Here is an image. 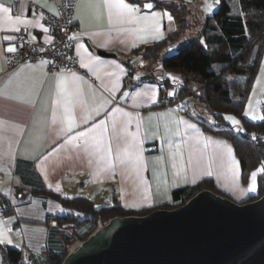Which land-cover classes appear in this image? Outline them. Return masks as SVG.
I'll use <instances>...</instances> for the list:
<instances>
[{"label":"crops","instance_id":"crops-1","mask_svg":"<svg viewBox=\"0 0 264 264\" xmlns=\"http://www.w3.org/2000/svg\"><path fill=\"white\" fill-rule=\"evenodd\" d=\"M13 1L0 0L5 6H12L13 18L20 16L22 19L39 21L48 28L36 14L35 6L54 13L60 0ZM107 2L111 0H74L73 18L79 24L74 43L79 65L77 70H49L47 65L40 63L43 59L9 66L5 51L9 45L3 37L15 36L16 33L7 31L9 26L0 23V193L12 205V209L0 217V226L10 237V246L32 252L33 256L40 259H45L48 250L61 251L76 242L74 238L67 246L53 225V221H57L55 216L76 212L63 207L42 191H32L34 188L65 196L84 195L92 199L95 205L117 203L130 210L161 208L164 203L172 202V190L191 186L201 179H210L221 193L236 200L255 193L248 191L251 174L246 181L242 179L240 164L229 139L206 131L175 105H159L160 89L155 104L138 103L132 98L136 91L144 90L145 86L157 85L159 88V84L155 80L143 78L138 72L129 71L124 59L133 49L160 40L176 29L177 20L167 9L157 6L147 9L143 6L145 0H125L139 7L140 16L148 19L131 23L121 21L115 15H109V9L105 6ZM147 2L153 3L150 0ZM217 3L218 0H189L187 11L201 19L204 14L213 11ZM153 12L161 13V18L153 19ZM165 12L173 17L171 21L167 15H163ZM157 24L159 32L148 30ZM27 34L30 38L34 36L35 40L52 37L49 28L48 32H44L40 27L29 26ZM81 44L84 48L79 47ZM99 50L113 54L103 55ZM89 53L100 57V67L95 72L80 67V57H87ZM117 65L124 71H120ZM60 72L69 78L68 93L75 87L80 89V101L73 106L78 122L85 118L89 123L95 122V111L89 110L98 103L104 106L100 108L101 116L95 117V120L103 119L105 111H110L112 107L122 109L121 113L115 114V127L113 120H108L104 139L111 152L109 154L106 148L103 158L100 153L63 144V110L55 103L61 94L55 74ZM113 72L119 73V80L108 75ZM72 73L81 78L75 84L71 80ZM255 82L258 99L262 100L264 65ZM125 92L130 95L125 97ZM105 100H111L112 103L104 104ZM123 112L131 114L130 122ZM245 112L246 108L243 109L246 119L258 121L252 119L249 113L245 116ZM165 113H171L173 120L184 118L195 123L215 143L206 149L203 146L193 147L188 138L183 136V126L180 128L181 135L166 136V117L161 116ZM256 117H260L259 111ZM85 126L88 125H81ZM133 135L142 141L138 145L142 153L140 165L123 156ZM57 144L60 145L59 149L51 152ZM180 153L183 159H180ZM233 160L238 164H232ZM88 225L78 222L74 226L71 223L64 226L69 232L80 234Z\"/></svg>","mask_w":264,"mask_h":264},{"label":"trees","instance_id":"trees-1","mask_svg":"<svg viewBox=\"0 0 264 264\" xmlns=\"http://www.w3.org/2000/svg\"><path fill=\"white\" fill-rule=\"evenodd\" d=\"M150 1H153L154 6L167 9L179 24L162 39L143 44L131 52L142 50L149 57H158L161 51L164 52L160 58L164 74L151 78L158 82L161 91L158 104L175 105L206 131L229 139L240 164L242 179L246 181L252 168L259 164L264 168V120L250 121L243 116L245 102L264 54V0H218L216 8L204 14L201 19L195 16L192 22L186 21L190 28H194L188 32L186 30L189 27L184 25L183 20L189 0ZM179 38L182 39L179 41ZM98 52L103 55L113 54L103 50ZM167 87L175 90L172 101L162 100ZM228 113L239 119L242 131H236L224 119ZM253 132H257V138ZM257 181L259 195L264 194V171L258 174ZM205 188L222 194L210 179H201L191 186L172 190V202L162 206L173 208ZM32 191H42L63 207L76 212L55 216L57 223L53 225L67 246L74 238L79 244L112 216L145 214L153 209L147 207L130 210L117 203L97 206L84 195L65 196L43 188H34ZM0 208V217L12 209L10 201L1 193ZM84 220L89 225L80 234L69 232L65 227ZM68 251L69 246L61 251L48 250L45 259H40L33 256L32 252L0 244V262L61 264Z\"/></svg>","mask_w":264,"mask_h":264},{"label":"water","instance_id":"water-1","mask_svg":"<svg viewBox=\"0 0 264 264\" xmlns=\"http://www.w3.org/2000/svg\"><path fill=\"white\" fill-rule=\"evenodd\" d=\"M61 264H264V194L238 202L206 188L177 207L112 216Z\"/></svg>","mask_w":264,"mask_h":264},{"label":"snow or ice","instance_id":"snow-or-ice-1","mask_svg":"<svg viewBox=\"0 0 264 264\" xmlns=\"http://www.w3.org/2000/svg\"><path fill=\"white\" fill-rule=\"evenodd\" d=\"M109 9V15H115V17L118 20L126 21V22H135L142 19H148V17L140 16V9L139 7L130 5L129 3H126L125 0H111V2H107L105 5ZM147 9H153L154 5L153 3L147 2L145 0V4L143 5ZM0 13H3V16H0V23L6 24L9 27L6 29L7 31L13 32V33H20L21 32V26H23L24 32H28L29 26L32 27H40L43 29L44 32H48V28H45L42 24L39 23V21H32L28 19H22L20 16H16L13 18L12 16V6H5V4L0 3ZM43 13H40V19H43ZM161 13L159 12H153L152 18L155 20H158L161 18ZM163 15H167V18L171 21L173 17L168 14L167 12L163 13ZM149 31L155 30L156 32L160 31L159 25H154L153 29H148ZM75 34L68 37V40H74ZM19 39L21 41L20 47L22 48L24 46V39L23 37H17L13 35H5L3 37V40L8 43V47L6 48L7 53H15L17 51V44L16 40ZM36 38L32 36V40L34 41ZM44 42L46 44L52 43V37L46 36ZM202 45H204V41L201 42ZM70 46V45H66ZM206 46V45H205ZM80 48H84V45H79ZM33 51H37V49H33ZM40 52H44L45 49L40 48L38 49ZM85 52H87V49L85 48ZM69 60L72 59V57H68ZM40 63L42 64H49L54 63L52 61L48 60H42ZM80 67L83 69H87L89 71L95 72L100 67V57L98 56H92L90 53L87 55V57H80ZM117 68L120 69V71H124L120 65H117ZM108 75L115 77L117 80H119V73L113 72L108 73ZM55 78L57 81V87L60 89V96L57 98V101L55 102L56 105L59 108H62V119L61 124L63 125L61 131L63 133V144L64 145H74L76 148H83L85 151H93L96 153L101 154V158H103V153L105 152V149L107 148L108 153L110 154L111 149L110 146H106L105 144V134L107 132V123L109 118L113 120V126L115 127V114L121 113L122 109L120 107H112L109 110L105 111V115L103 119L95 120V117L101 116L100 108L104 105L97 104L94 106L93 109H90L95 111V117L93 118L95 122L89 123V120L87 118L77 121L76 113L74 111V104L80 101L81 92L78 87H75L74 90L71 93H68L67 88L69 84V78L66 76L63 72H60L58 74H55ZM138 78V77H137ZM81 79L78 77L75 73L71 74V80L72 83L75 84L76 81ZM171 80H175L174 77H169ZM115 91V89H113ZM130 95L129 92H125L124 96L128 97ZM168 95H175L174 92L169 91ZM158 96H159V88L157 85H149L145 86L144 90L136 91L135 94L132 96L134 101H137L138 103H157L158 102ZM111 100H105L104 104H111ZM123 115L128 118V121L130 122L132 119V116L130 113L123 112ZM195 115V113H193ZM245 116H248V112L244 113ZM161 116L166 117L164 122V129H165V135L166 136H179L181 135V126L184 128L183 136L188 138V141L192 144L193 147H199L203 146V148H208L210 144L215 143L211 137L205 136L199 127L195 123H190L188 120L184 118L179 119H171V113H165L161 114ZM252 119H260L264 120V115L260 117H256L253 115L251 117ZM224 119L232 125V127L236 131H242L243 129L239 126L240 122L239 120L235 119L232 115H225ZM81 125H88L85 127H81ZM137 126L139 128V121L137 122ZM142 141L138 140L135 135L132 136L131 141L128 144V147L124 150L123 156L125 159H127L130 162L135 163L136 165L141 164V156L142 153L138 150V145L141 144ZM170 147H172L171 142ZM60 145L57 144L56 147H53L51 152H55L59 149ZM51 152H49V155H51ZM229 154H231V149H228ZM180 159H183V154L180 153ZM45 159L47 157H44ZM176 158V154H173V159ZM39 159V157H38ZM232 164H238L236 161H231ZM175 167V165H174ZM260 171H264V168H262ZM209 175H211V172L209 171ZM256 183H257V172L251 173L250 178V185L248 188V191L254 192L256 191ZM7 231H11V229H8ZM12 241L8 235L5 234V229L0 226V244H11ZM2 264V262H0Z\"/></svg>","mask_w":264,"mask_h":264},{"label":"built area","instance_id":"built-area-1","mask_svg":"<svg viewBox=\"0 0 264 264\" xmlns=\"http://www.w3.org/2000/svg\"><path fill=\"white\" fill-rule=\"evenodd\" d=\"M14 3L16 0L13 1ZM73 6L74 0H60L57 3L56 12L52 13L44 10L41 7L35 6L36 14L40 16L42 12L43 22L52 32V43L46 44L44 40H32L21 28L20 33H16L15 36L23 37L24 46L21 48L19 45L21 41L16 40L17 51L15 53H6V61L9 66L20 64L24 61L43 59L52 61L54 63L47 64L49 70H77L79 68L76 53L74 50V40H68L69 36L75 34V37L79 31V24L73 18ZM70 45V46H66ZM45 49L44 52L38 51V49ZM37 49V51H33ZM68 57H72L71 60ZM169 91L175 93L173 87H167L164 90L162 100L172 101L174 95H168ZM148 149H151L150 147ZM2 208H0V212ZM56 224V221H53Z\"/></svg>","mask_w":264,"mask_h":264},{"label":"rangeland","instance_id":"rangeland-1","mask_svg":"<svg viewBox=\"0 0 264 264\" xmlns=\"http://www.w3.org/2000/svg\"><path fill=\"white\" fill-rule=\"evenodd\" d=\"M211 12V11H210ZM185 19L183 20L184 21V25L186 27H189L190 24L187 23L186 21L188 22H192L193 20H195L193 17V15H190L189 12L187 13V11L185 12ZM187 23V24H186ZM184 26V27H185ZM177 27H179V24L177 25ZM179 29V28H178ZM194 30V28H190L186 30V32L188 31H192ZM183 38V37H182ZM181 38V39H182ZM180 38L178 39L179 41L181 40ZM164 54L163 51H161L159 53V56L158 57H149L147 56L146 53H142V50H136L135 52L131 53L129 56H127L125 58L126 60V64H127V67H129V69L133 72H138L140 74V76H142L143 78H149V79H154L155 76H160L161 73L164 74L163 70L161 69V64H160V58L162 57V55ZM129 63V64H128ZM263 65H264V54H263V57L261 59V63H260V66L258 68V71L256 73V76L258 74V72L260 73L263 69ZM261 67V69H260ZM260 69V70H259ZM161 77V76H160ZM256 79V77H255ZM255 79L253 81V84H252V87H251V90H250V93L247 97V100L245 102V105H244V108H246V112H248L251 116L257 114V112L259 111L260 112V116L264 115V99L260 100L258 99V92L257 90H255V87H256V82H255ZM257 81V80H256ZM226 115H232L235 117V119L239 120L234 114H231V113H228ZM260 120V119H258ZM257 121V120H256ZM240 122V121H239ZM241 127V125H239ZM242 128V127H241ZM253 135L255 138H257V132H253ZM264 165V162L262 163ZM262 165H257L255 166L254 168H252L249 172H248V175L247 177L254 171V172H257V177H258V174L262 171H260L262 169ZM247 180V178H246ZM257 187H258V181H257ZM206 189V188H205ZM208 189V188H207ZM217 193V192H216ZM220 194V193H218ZM223 196H227L231 199H233L232 197H230L228 194H225V193H222ZM221 194V195H222ZM262 195V194H261ZM261 195H259V188L256 189L255 193L253 194H250L246 197H244L243 199H240V200H236V199H233L235 201H238V202H248V201H252L258 197H260ZM193 196V195H192ZM183 204V203H182ZM181 204H178L177 206H180ZM99 206V205H97ZM175 206V207H177ZM87 220H84L82 221L81 223H86ZM107 222V221H106ZM104 224V223H103ZM78 246V243L77 242H73L70 247H69V251L70 250H73L75 249L76 247Z\"/></svg>","mask_w":264,"mask_h":264}]
</instances>
